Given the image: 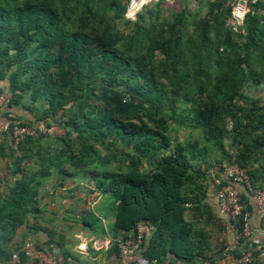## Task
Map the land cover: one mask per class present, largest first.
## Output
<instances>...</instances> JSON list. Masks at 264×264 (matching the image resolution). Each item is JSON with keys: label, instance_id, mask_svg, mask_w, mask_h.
<instances>
[{"label": "trees", "instance_id": "obj_1", "mask_svg": "<svg viewBox=\"0 0 264 264\" xmlns=\"http://www.w3.org/2000/svg\"><path fill=\"white\" fill-rule=\"evenodd\" d=\"M129 1L0 0L3 116L35 130L19 142L0 133L1 264L14 253L24 263L17 231L32 227L47 177L110 194L123 237L152 225L141 243L150 262L211 260L204 198L223 165L264 189V0L238 34L225 25L235 0H147L133 18Z\"/></svg>", "mask_w": 264, "mask_h": 264}, {"label": "crops", "instance_id": "obj_2", "mask_svg": "<svg viewBox=\"0 0 264 264\" xmlns=\"http://www.w3.org/2000/svg\"><path fill=\"white\" fill-rule=\"evenodd\" d=\"M5 97L4 93L0 94V119L4 117L2 106ZM222 180H226L223 172L219 177L213 175L207 181L204 198L215 218L209 227L211 263L226 252L254 249L258 253L264 245L263 234L259 231L264 225V204H256L250 194V225L258 231L235 243L227 215L220 210L215 197V182ZM237 188L239 191L243 189L242 185H237ZM105 194L108 193H101L83 177L43 179L38 189L40 212L36 218L30 217V230L25 224L19 227L16 239H32L37 246L54 253L59 264H121L115 247L116 240L123 238V233L114 228L116 201L110 194ZM87 217L92 221L85 222ZM145 261V264H174L177 260L169 254L163 261Z\"/></svg>", "mask_w": 264, "mask_h": 264}, {"label": "built area", "instance_id": "obj_3", "mask_svg": "<svg viewBox=\"0 0 264 264\" xmlns=\"http://www.w3.org/2000/svg\"><path fill=\"white\" fill-rule=\"evenodd\" d=\"M263 0H235L231 15L226 19L225 25L232 33L240 32V22L244 14L250 7ZM11 114L0 119V133L11 130L12 137L15 142L21 141L26 135L34 134L35 130L27 126L13 125L10 126ZM56 126H40L39 131L49 135L58 134ZM226 177V183L216 181L215 197L220 210L227 215L229 226L234 232V241L239 243L241 239L248 237L253 231L250 225V211L247 210L244 203L241 201L240 191L237 185H245L249 194L252 196L256 204H264V189L254 188L251 186L247 172L237 164L228 163L223 165V170ZM236 225H239V230L236 231ZM153 229L152 225H147L139 222L136 226L135 233H130L116 241L118 255L121 264H145V259L142 258L141 243L145 232ZM264 237V225L259 229ZM24 253L25 264H59L56 256L51 251L37 246L30 238H26L20 248ZM20 257L18 253L12 254L6 264H19ZM174 264H187L184 261L177 260ZM195 264H264V245L258 249V253L254 249H244L237 253L226 252L221 258L214 263L209 261H200Z\"/></svg>", "mask_w": 264, "mask_h": 264}, {"label": "rangeland", "instance_id": "obj_4", "mask_svg": "<svg viewBox=\"0 0 264 264\" xmlns=\"http://www.w3.org/2000/svg\"><path fill=\"white\" fill-rule=\"evenodd\" d=\"M145 0H141L140 2H137V0H133V2H132V4H131V6H130V10L131 11H134V10H136V12L140 9L139 7L142 5V3L144 2ZM167 3H169L174 9L175 8H178V7H181V6H183L184 4H187V6L189 7V8H192L193 6H195V1L196 0H165ZM144 4V3H143ZM200 8V7H199ZM197 11H198V9H197ZM205 11V6L203 5V6H201V8H200V12H204ZM134 16H135V14H134ZM133 16V17H134ZM128 17V16H127ZM133 17H129V18H133ZM56 130H57V132H58V134L59 133H61L62 131L58 128V127H56L55 128ZM108 196L109 194H105V196ZM87 219H88V221H92L91 220V218L90 217H87Z\"/></svg>", "mask_w": 264, "mask_h": 264}, {"label": "water", "instance_id": "obj_5", "mask_svg": "<svg viewBox=\"0 0 264 264\" xmlns=\"http://www.w3.org/2000/svg\"><path fill=\"white\" fill-rule=\"evenodd\" d=\"M132 2H133V0H130L129 1V4H128V7H127V10H126V13H125V16L127 17H133L134 16V14L136 13V11L133 13V14H129V8H130V6H131V4H132ZM147 2V0H145L143 3H146ZM142 3V4H143ZM141 7V6H140ZM139 7V8H140Z\"/></svg>", "mask_w": 264, "mask_h": 264}, {"label": "bare ground", "instance_id": "obj_6", "mask_svg": "<svg viewBox=\"0 0 264 264\" xmlns=\"http://www.w3.org/2000/svg\"><path fill=\"white\" fill-rule=\"evenodd\" d=\"M141 0H137V2H140ZM136 10L134 11H131L130 8H129V14H133Z\"/></svg>", "mask_w": 264, "mask_h": 264}]
</instances>
